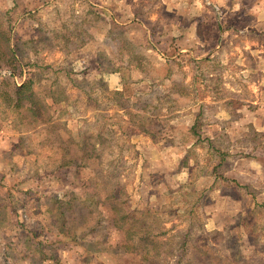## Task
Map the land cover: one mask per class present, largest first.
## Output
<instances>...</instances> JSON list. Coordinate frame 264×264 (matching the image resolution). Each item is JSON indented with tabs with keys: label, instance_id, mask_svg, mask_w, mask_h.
I'll list each match as a JSON object with an SVG mask.
<instances>
[{
	"label": "rangeland",
	"instance_id": "obj_1",
	"mask_svg": "<svg viewBox=\"0 0 264 264\" xmlns=\"http://www.w3.org/2000/svg\"><path fill=\"white\" fill-rule=\"evenodd\" d=\"M261 1L247 0L250 15L233 18L228 10L239 12L237 0H201L202 8L209 9V23H239L240 27L263 16L259 13L263 10ZM32 3L35 1L0 0V20L5 26L15 25L12 43L27 61L33 60V48L38 44L42 64L52 66L62 78L70 71L74 83L67 79L55 85L66 88L63 98L67 99L56 104L44 89L51 83L35 85L37 99L49 107L47 118L53 116L55 126L51 124L48 130L28 111L14 109L0 95V264H144L132 253L130 244L123 248V235L107 206L98 200L85 201L87 194L95 195L85 181V171L75 165L60 166L61 158L74 154V145L71 150H62L56 142L58 137L65 142L85 134L94 144L100 127L106 125L117 132L113 137L104 132L105 138L113 139L106 153H117L115 142L123 145L126 153L121 182L127 185L129 202L124 208L136 220L145 210H153L147 224L150 229L165 232L160 239L165 243L163 250L170 252L168 264H186L188 256L194 254L218 253L222 264H264V175L247 177V155L261 160L264 168V159L255 158L264 155V135L250 128L249 142L244 136L233 143L225 133L229 126L225 121L208 129L217 113V108L211 107L212 95L204 101L206 104L209 99L211 109L201 111L200 124L193 130L197 122L194 116L186 119L181 111L196 97L191 95L195 89L192 81L184 80L185 65L167 68L161 63L167 60L161 54V45L159 54L150 52L149 44L156 43L154 38L149 39L138 25H118L113 10L120 1L50 0L37 9L40 26L36 31L30 29V20H22V13L31 9ZM255 6L260 10L257 13ZM161 8L159 0H141L138 10L146 19L158 11L161 22L176 21ZM84 20L89 25L75 33L73 47L67 48L58 35L68 36ZM211 25L203 29L208 44L212 38L215 44L217 34ZM262 35L250 38L230 32L225 53L230 60L222 55L217 61L221 84L247 88L242 96L223 94L240 107L232 114L239 125L247 107L245 101L264 103V92L259 94L264 88V32ZM247 46L258 56L252 63L256 75H250V79L248 74L241 75L242 63L248 65L249 61L244 63V57L239 56ZM240 57V62L235 61ZM129 64L131 69L123 73L130 83L124 84L122 92L114 90V80L107 83L100 77ZM26 70L31 71L29 67ZM253 77L256 81L250 82ZM14 79L18 84V78ZM185 88L188 93H183V100L178 93L173 97L175 105L165 111L164 107L173 103L166 92ZM130 115L141 124L149 123L151 133L121 137L130 131ZM235 132L247 134L242 126ZM105 158L104 162L114 160L108 155ZM101 166L106 168L105 164ZM109 173L111 177L105 180L114 183L111 169ZM107 188L111 191L113 186ZM155 218L161 223L156 224Z\"/></svg>",
	"mask_w": 264,
	"mask_h": 264
},
{
	"label": "trees",
	"instance_id": "obj_2",
	"mask_svg": "<svg viewBox=\"0 0 264 264\" xmlns=\"http://www.w3.org/2000/svg\"><path fill=\"white\" fill-rule=\"evenodd\" d=\"M33 6L29 10H25L22 13L24 21L30 20V29L37 30L40 26L38 15L40 10H37L39 6L43 4H48L50 0H33ZM21 18V17H20ZM91 19V18H90ZM8 21V20H7ZM3 19L0 20V72L6 71L8 74L2 75L0 73V95L5 98L8 105L14 109L26 110L32 114L36 119L40 121V126L45 130H48L51 124L53 127L55 123L52 122L53 116L47 118L46 113L49 107L45 105L44 102L37 99L36 84H41L42 82L51 83L48 88L44 87L45 93L50 96V100L53 103H65L67 99L63 98L66 93V88H57L55 85H59L60 81H68L74 83L72 78V73L70 71L66 72L65 77H60L56 69L52 68L50 65H43L42 59L37 51V45L34 46L35 56L33 60L27 61L23 56L20 48L18 49L15 44L12 43L13 30L15 25H4ZM80 26L76 28L75 31H71L68 36L59 34L62 43H65L66 47L73 44L74 40L77 38L75 33L78 30L84 29L85 26L89 25V22L84 20L80 22ZM17 25V24H16ZM69 31V29H67ZM86 30V29H85ZM63 38H65L63 40ZM31 42H36V40H31ZM46 43V41H43ZM61 44V43H60ZM30 68L31 71H27L26 68ZM51 69V70H50ZM49 70V71H47ZM14 77L18 78L19 83L15 82ZM125 84L130 83L128 80H124ZM86 93V92H85ZM90 95L89 92L86 93ZM64 101V102H63ZM129 126L130 131L121 134V137L129 139L133 135L140 134H150L151 127L149 123L137 120L133 116H129ZM200 120L195 123L193 130L198 127ZM121 128V126H120ZM104 132L110 134L112 137L117 133L110 126H101L100 131L97 132L95 136L96 142L92 144V140L86 137L84 134H79L74 140L63 142L60 137L56 139L58 147L62 150H71V146L74 145V154L71 157L66 155L61 158L60 166L65 167L69 165H75L79 170L85 171V181L89 186L93 187L95 190V195L87 194L85 201H96L98 200L103 206H107V211L111 212L113 215V220H115V227L120 230L123 235V248L130 244L132 253L137 254L136 257L141 258L144 264H168L170 262L169 253L163 250L165 243H162L160 237L165 235L163 230L150 229L147 221L152 218V209L145 210L142 213V218L138 220L129 216L124 206L128 205L129 199L126 197L127 185L122 184L121 179L124 178L123 169L126 165V153L123 150V145H118L117 142L113 144V148L116 149L117 153L109 154L106 153L110 147V139L105 138ZM71 138V137H70ZM115 139V138H114ZM66 145V146H64ZM112 151V150H110ZM113 153V152H111ZM113 157L112 161H105V156ZM114 155V156H113ZM249 156V155H247ZM123 163V164H121ZM106 165L104 168L103 165ZM113 166V168H111ZM109 169L112 170V177L115 180L114 183H110L105 179L111 177ZM106 174V175H105ZM113 186L110 191L107 186ZM110 191V192H109ZM113 191V192H112ZM98 192V195L96 194ZM105 195L106 199L102 200V195ZM143 216H147L146 221ZM149 217V218H148ZM156 219V218H155ZM161 223V220L156 219ZM162 224H164L162 222ZM126 227H129L126 232ZM136 229V230H134ZM164 229V228H161ZM130 250H127L128 253ZM125 252V253H126ZM220 254H195L193 257H189V261L186 264H219ZM231 261V260H230ZM177 264H180L177 262ZM185 264V263H184Z\"/></svg>",
	"mask_w": 264,
	"mask_h": 264
},
{
	"label": "crops",
	"instance_id": "obj_3",
	"mask_svg": "<svg viewBox=\"0 0 264 264\" xmlns=\"http://www.w3.org/2000/svg\"><path fill=\"white\" fill-rule=\"evenodd\" d=\"M117 1H120L121 5L118 6L117 10L113 11H115V22L118 25L127 27L138 25L148 33V35L150 36L149 39L154 38L156 43L151 42L149 44L150 52L152 50H155V52L159 54V45H161V47L164 49V52L161 51V54L167 59H164L165 62L161 63H165V65H168L166 66L167 68H171L173 65L179 66V63L185 65L186 72L184 73L186 74V77L184 80L186 82L192 81L191 85L195 89H193L191 95H193V97L196 96L195 99L193 98V102L188 105L186 109L183 106L181 107L183 116H186V119L188 118L190 120L194 116V120L198 122L201 119V111L203 112V110H205L206 108L211 109V107H215L217 108V113H214V121L211 123V125L209 124L208 129H210L211 127L214 129L219 125H222L223 121H225V123L229 124V126L227 127L228 129L225 131V133L228 135L230 142L234 143L236 140H239L240 137L243 138L244 136L245 138H247V142H249L248 134H250V131L248 132L247 129L250 128L255 129V131L258 133L257 135H264V103H262L260 100L258 102H256L255 100L245 101L244 103H247V107L243 109V119L241 124L239 125L238 121L236 122V119L233 118L232 114L234 113L235 109H240V107L236 106L237 104L232 102V97L225 98L223 94L227 96H242L247 93V88L242 87V89L228 87V82H224L223 84H221V80H219L221 75L219 74V71L217 69V61L218 59H220V57H222V55H225V59H228L226 57H230L229 55L225 54L228 51L227 38L230 32L233 31L235 35H239L241 37L252 38L254 35H257L259 37L263 36L262 32H264V0L261 1L263 8L261 12H259V9H256L257 6L253 7V10L256 9L254 10L255 12L258 11L260 15L263 16L251 25H247L246 23L242 27H240L241 24L239 23H230L224 25H219V23H216V21H210L212 23H209V18L207 17L210 16H206L208 15L207 11H209V9L202 8L201 0H159L160 6L163 7L161 9L164 10L167 14L176 17V21L173 23L170 21L161 22L158 11L155 12L156 15L154 17L149 18L150 20L148 18L146 19L145 16H143V13L138 10L141 0ZM192 4H194V6ZM237 4L240 7L239 12L236 10H228L230 11V14L228 15H231L233 18H238L240 15H244V17L246 16L245 18H247V14L250 15L251 13L250 8L247 9V0H245L244 2L237 0ZM208 24H212V31H216L217 39L215 41V44H213V38L211 39V44H208L209 40H206L204 29L205 26H208ZM248 32H250V34ZM161 39H163V42ZM259 40L260 42H262L260 38ZM118 44L119 41L117 40V45ZM245 49H247V51L242 52L239 56L244 57L243 62L245 63L249 61V64L245 65L242 63L244 69H242L241 75H244V77H246L248 74L249 76L247 77H249L250 79L252 78L250 77V75L254 76V74L256 73V65L254 67L252 63L253 61L257 62L258 56H255V54L250 52L249 49H252L250 46H247ZM151 55L153 54L151 53ZM157 56L158 59H160V56ZM241 57L238 58L239 60L235 61L240 62ZM229 60L230 59H228L227 61ZM211 64L216 65L213 67L211 66ZM124 69L130 70L131 65L129 64L127 68H116L115 71H112L107 75L104 73L100 74V72L99 74L100 77L102 79H105V82L107 83L109 82V79L114 80L116 83L114 90L122 92L125 84L124 80L126 79L125 74L123 73ZM132 69L135 68L132 67ZM209 69L212 70L209 71ZM189 73H191V77L188 76ZM142 77H147V75L143 74ZM165 78L166 80H169L168 77ZM255 81L256 78L253 77L250 82ZM156 87L159 86H153V88ZM262 92H264V88H260L259 94H261ZM183 93H188L187 88L183 90L180 89L179 91L174 92H166L170 102L173 103H169L168 105H166L164 107V110L169 111L172 109L173 104L176 102L173 97H176V95H179L180 99L183 100ZM209 95H212L211 107H209V99H207L206 104L204 102ZM204 117L207 118L209 116L206 117L204 115ZM239 126H242L245 131H247L246 135L237 134L239 132H235V129ZM240 132L242 133V130ZM198 137L201 138L199 135ZM255 158L264 159V155ZM252 159L255 162H253ZM257 160L254 159V156H247V177L264 175V168L261 169L262 162L259 159ZM257 168L260 169L257 170Z\"/></svg>",
	"mask_w": 264,
	"mask_h": 264
}]
</instances>
